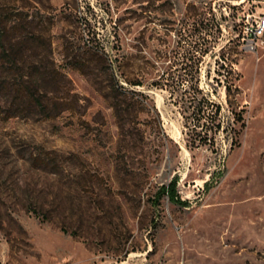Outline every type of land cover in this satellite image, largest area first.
I'll use <instances>...</instances> for the list:
<instances>
[{
    "label": "rangeland",
    "instance_id": "374dc122",
    "mask_svg": "<svg viewBox=\"0 0 264 264\" xmlns=\"http://www.w3.org/2000/svg\"><path fill=\"white\" fill-rule=\"evenodd\" d=\"M198 9L215 138L152 84ZM262 18L264 0H0V264H264Z\"/></svg>",
    "mask_w": 264,
    "mask_h": 264
},
{
    "label": "trees",
    "instance_id": "16d2710c",
    "mask_svg": "<svg viewBox=\"0 0 264 264\" xmlns=\"http://www.w3.org/2000/svg\"><path fill=\"white\" fill-rule=\"evenodd\" d=\"M209 11L198 9L194 13L193 27L190 35V43H187L186 32H180L182 37L179 40L177 53V60L175 64L177 69L180 71L178 75L169 74V77H165V74L160 75L152 81L153 85L160 87H169L171 91L170 97L175 100L176 104H179L182 108V113L184 121L186 124H189V121L195 122V127L193 132L199 133L197 127L205 126L209 127L208 122L213 121L211 128L214 130V138L217 131L221 128V123L216 121L220 120L221 106L216 103L208 93L204 91L201 87V70L204 62L205 56L209 53V48H203L201 46V40L207 35L208 31L204 28V21H209ZM214 37L218 39L222 33V24L219 21L213 22ZM186 41V42H185ZM185 42V43H184ZM130 83L141 85L142 81L132 82L129 79ZM116 85L121 92L126 93V87L120 83V80L117 79ZM227 91L231 94L232 84L227 85ZM136 91L133 90L132 93L135 94ZM139 99H134L133 104L135 105ZM126 101H118L114 104L115 113L118 117H123L124 113L121 108V105ZM142 102L149 106L151 110L157 112V109L151 100L148 97H145ZM130 104V103H129ZM158 115V112H157ZM199 140V141H198ZM237 141V137H236ZM207 142L202 139H195L192 141V145L196 146L197 144ZM177 184L176 179H174L169 185H162L161 192L167 193L171 200L179 201V196L177 194ZM181 201V200H180ZM185 203L186 201H181Z\"/></svg>",
    "mask_w": 264,
    "mask_h": 264
},
{
    "label": "built area",
    "instance_id": "2783aa9c",
    "mask_svg": "<svg viewBox=\"0 0 264 264\" xmlns=\"http://www.w3.org/2000/svg\"><path fill=\"white\" fill-rule=\"evenodd\" d=\"M255 30L256 35L264 33V18L259 21L258 26ZM251 46H253V44Z\"/></svg>",
    "mask_w": 264,
    "mask_h": 264
}]
</instances>
